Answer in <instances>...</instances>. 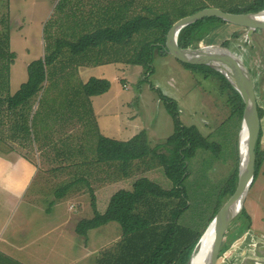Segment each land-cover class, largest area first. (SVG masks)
I'll list each match as a JSON object with an SVG mask.
<instances>
[{"label": "rangeland", "instance_id": "374dc122", "mask_svg": "<svg viewBox=\"0 0 264 264\" xmlns=\"http://www.w3.org/2000/svg\"><path fill=\"white\" fill-rule=\"evenodd\" d=\"M111 1L9 0L8 3V0H0V30L5 29V22L12 27L10 49L15 59L9 78L11 96L28 82V66L32 62L58 53V59L49 67L42 90L29 103L31 110L26 116L31 138L26 134L24 140L20 133L15 137L16 132L12 130L11 124L12 121L17 122L16 118H8L7 113H3L7 112L6 109L1 110V121L4 122L0 124L1 149L18 151L19 145L22 147L21 153L34 161L40 173L28 194L37 199L39 204L44 200L49 202L54 197L58 198L57 193L67 188L64 184L70 180L69 177L77 180V184L73 185L81 189L80 192H71L74 193L71 194L72 201L64 200L58 208L50 204L42 207L43 211H33L30 216L24 211V218L30 217V221L28 225L27 221H18L19 246L29 243L33 248L46 247V251L51 246L54 247L53 250L59 249V243L65 239L57 237V233L43 240L38 238V232L46 226L42 222L48 217L49 226L58 225L62 221L60 216L66 214L69 207L70 215H81L80 220L93 218V195L98 211L104 214L111 198L118 191L133 190L134 183L141 178H148L165 189L172 188V183L166 178L157 160L149 157L134 162L128 176L124 175L118 163L113 164L114 171L110 179L114 184H110L100 195L88 190V184L96 187L94 176H90L89 183L82 182L81 178H87L88 174L83 173L86 170L77 165L82 160L79 158L80 152L97 154L99 135L129 141L145 132L150 147L163 153V149L167 147L166 142L176 132V123L166 106L165 98L178 105L183 126H196L211 142L220 144L223 149L220 158L208 151L198 152L197 157L189 162L194 177L191 183L196 182L198 188L204 185L207 192H213L233 172L240 122L232 117V110L226 97L220 93L216 80L194 74L172 55L156 53L151 73L141 66L123 63L115 64L116 66L93 65L70 52L68 42L75 43L80 37L90 33L95 28L98 14L106 13L102 8ZM248 1L163 0V4L170 10L177 9L181 12L201 8V5L226 9L242 6ZM236 33L240 35L237 39L233 37ZM246 34L245 28L227 24L214 30L200 43L203 46H222L229 41L232 51L247 58L251 48L258 42H262L261 46L264 47V32L262 35L256 32L251 40L247 39ZM86 69L90 71L87 73ZM89 75L93 78L104 75V79L111 83L110 90L97 97H87L83 84L88 82ZM67 149L70 153L65 152L63 156L62 152ZM64 162L71 166L65 167ZM63 176H69L64 183ZM191 183L189 186H192ZM48 209L54 210L56 214H46ZM198 210L201 211L202 208ZM197 213L199 212L194 216ZM76 221L74 219L72 222ZM202 224L205 221L200 220L198 225ZM74 227L72 224V229ZM121 236V225L117 222L109 223L88 233L85 239L88 251H84L76 239V243L66 241L65 256H59V260L54 255L50 262L56 264L58 259L57 264H97L101 254L113 248ZM18 258L27 261L23 254H18Z\"/></svg>", "mask_w": 264, "mask_h": 264}, {"label": "trees", "instance_id": "16d2710c", "mask_svg": "<svg viewBox=\"0 0 264 264\" xmlns=\"http://www.w3.org/2000/svg\"><path fill=\"white\" fill-rule=\"evenodd\" d=\"M102 9L106 13L98 14L95 28L90 33L83 35L75 43L68 42L70 52L93 65L123 63L141 66L152 73L155 54L169 55L166 48L167 36L175 23L207 7L201 5V8L178 12L177 9L166 8L163 0H112ZM219 9L233 14L257 13L264 10V0H249L242 6ZM4 24L5 29L0 30V124H4L1 121V110L6 109L7 112L3 113H7L8 118L15 117L17 120L16 123L12 121V130H18V134L23 135L25 140L26 134L30 135L26 116L31 110L29 103L42 90L49 67L58 59V53L32 62L28 66V82L11 96L9 78L15 55L10 49L12 27L7 22ZM227 24L229 23L216 17L200 20L180 32L178 44L183 49L197 48L214 30ZM89 25L93 26L92 23ZM233 37L237 39L240 35L236 33ZM222 47L230 49V42H224ZM60 49L61 47L59 52ZM182 65L196 75L217 81L220 93L226 97L232 110V117L238 119L241 128L244 102L228 80L208 66ZM83 88L87 97H97L107 93L111 83L105 79L92 78L83 84ZM165 101L176 123V132L166 142L167 147L163 149V153L150 147L145 132L129 141L98 136L97 162L118 163L124 175L128 176L134 162L148 157L156 159L166 178L172 183V188L165 189L148 178H141L134 183L133 190L118 191L111 198L104 214L98 211L95 197L92 196L94 217L80 221L76 233L87 238L91 230L112 222L119 223L122 229L121 238L113 248L101 254L97 264H190L200 239L237 189L238 140L235 166L226 181L213 192H207L204 185L198 188L196 182L191 183L194 177L189 162L201 150L220 158L222 146L211 142L196 126H183L176 102L167 98ZM258 111L262 119L263 111L259 107ZM261 138L262 131L256 146L254 183L264 168ZM65 190L58 192L57 197L61 198ZM199 207L202 208L201 211L198 210ZM194 209L197 210L194 212ZM196 212L199 213L194 216ZM200 220L205 221V224L199 226ZM242 220H250L245 209L234 224Z\"/></svg>", "mask_w": 264, "mask_h": 264}, {"label": "crops", "instance_id": "0c3cea01", "mask_svg": "<svg viewBox=\"0 0 264 264\" xmlns=\"http://www.w3.org/2000/svg\"><path fill=\"white\" fill-rule=\"evenodd\" d=\"M263 32L260 33V35H262ZM257 44L259 45L257 46ZM257 44L251 48L250 54H247V58L244 56L241 57L251 71L258 107L263 111V117L261 119V148L264 151V47L261 46L263 45L262 42H258ZM199 46L203 45L200 43L198 47ZM113 65L116 66L115 64L106 66ZM89 71V69H86L87 73ZM91 78L93 77L89 75L88 81ZM97 78L104 79L105 77L102 75L101 77L97 76ZM17 135L18 130L16 131L15 137ZM1 145L2 144H0V264H52L50 261L54 255L57 256L59 260V256H65V242L76 243L75 239L79 245L84 248V251H88L86 249V238L83 237L82 240L81 236L76 233V227L78 223L82 221L80 220L81 217H79L81 215H70V207L66 214L60 216L62 221L56 226H49V218L46 217L45 221L42 222L45 223L46 226H43L42 231L38 232V238H40V240L48 238L56 233L57 237L63 240L65 239L63 242L58 240V242H60L59 245L61 244L59 249L53 250L52 248L54 247L51 246V249L46 251V247L38 245L40 248H33L29 243L19 246L18 221H27L26 225H28L30 221V217L24 218L25 212L27 216H30L33 211H43L42 207L45 208L48 205L50 206V204L58 208L63 204L64 200L72 201L71 194L74 193L71 192H80L81 189H77L73 185L77 184V180H73L72 177L69 176H63V183L66 177L70 179L65 182L67 184H64V186L67 187L65 188V194L61 198L54 197L49 202H47L48 200H44L39 204L37 199H34L31 194H28L37 175L40 173L34 161L30 159L31 157L21 153L20 148L22 147L19 145L18 151H8L6 149L2 151ZM65 152L70 153L69 149H67L62 152L63 156L66 154ZM79 158L82 160L79 163L76 162L78 163L77 165L86 170V172L83 173L86 175L88 174V177L81 178V181L89 183V178L92 175L94 176L93 181L96 182V187L92 184H88L89 191H94V193L96 191V195H100L105 189L109 188L108 186L110 184L111 186L114 184L113 180L110 179L114 171L113 163L106 164L97 162V154L80 152ZM64 163L65 167L71 166L67 165L66 162ZM72 189L75 190L72 191ZM245 210L250 220H242L230 226L225 235L224 243L222 244V249L220 250L216 264H264V168L254 183L251 193L246 200ZM47 211L46 214H56L52 209H48ZM74 219L77 221L72 222ZM72 224L75 225L74 229H72ZM18 254H23L27 261L19 259Z\"/></svg>", "mask_w": 264, "mask_h": 264}, {"label": "water", "instance_id": "95a60500", "mask_svg": "<svg viewBox=\"0 0 264 264\" xmlns=\"http://www.w3.org/2000/svg\"><path fill=\"white\" fill-rule=\"evenodd\" d=\"M220 18L223 21L245 28L247 39L251 40L255 32L264 31V10L257 13L233 14L218 8H207L192 16L185 17L171 28L167 36L166 48L182 63L204 65L222 74L239 92L244 102V113L239 135V177L235 193L219 210L214 220L207 228L213 230L210 249L199 264H216L225 235L231 224L238 219L244 210V205L254 185L256 146L261 132V118L258 111V101L254 80L248 66L234 51L222 46H199L183 49L178 44L180 32L205 18ZM200 239L190 264L205 236Z\"/></svg>", "mask_w": 264, "mask_h": 264}, {"label": "bare ground", "instance_id": "6f19581e", "mask_svg": "<svg viewBox=\"0 0 264 264\" xmlns=\"http://www.w3.org/2000/svg\"><path fill=\"white\" fill-rule=\"evenodd\" d=\"M212 233H213V230L208 229L207 233L205 234L201 242V245L199 246L198 252L194 256L193 264H199L204 259L206 254L208 253L211 242H212V236H213Z\"/></svg>", "mask_w": 264, "mask_h": 264}]
</instances>
